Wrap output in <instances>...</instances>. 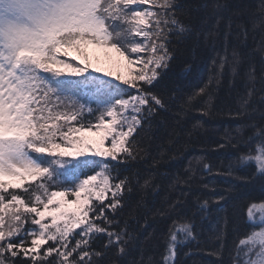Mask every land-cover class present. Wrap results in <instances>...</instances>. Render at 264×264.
Returning a JSON list of instances; mask_svg holds the SVG:
<instances>
[{
    "label": "snow or ice",
    "instance_id": "1",
    "mask_svg": "<svg viewBox=\"0 0 264 264\" xmlns=\"http://www.w3.org/2000/svg\"><path fill=\"white\" fill-rule=\"evenodd\" d=\"M198 7L205 15L194 21L180 0H0V264H185L201 255L264 264V194L249 200L231 248L218 234L217 247L200 251L186 211L194 195L197 214L210 197L226 199L207 180L196 195L197 174L224 173L235 177L230 187L259 183L264 193V0L228 15L220 0ZM208 20L214 27L202 31ZM200 36L219 42L213 76L176 109L172 147L157 159L137 137L183 99L167 70L181 43ZM226 78L244 85L235 107L220 110L227 127L211 149L227 150V166L214 173L205 152L182 173L161 172L182 151L183 116L195 109L193 129L206 124L212 89ZM163 180L174 195L154 209L157 237L139 212Z\"/></svg>",
    "mask_w": 264,
    "mask_h": 264
},
{
    "label": "trees",
    "instance_id": "2",
    "mask_svg": "<svg viewBox=\"0 0 264 264\" xmlns=\"http://www.w3.org/2000/svg\"><path fill=\"white\" fill-rule=\"evenodd\" d=\"M180 2L185 6V10L189 11L194 21L199 20L201 16L205 15L203 10L198 7L204 0H180ZM220 2L228 6L230 11L225 13V15H228L231 11H235L238 5L251 4L254 0H220ZM206 23L207 28L202 27V31H207V29L214 27V21L208 20ZM225 24L226 21L222 22L220 25L221 33L225 30ZM218 43V41L206 39L204 36H200L199 39L192 37L181 43L180 55L167 70L166 80L174 83V86L179 89L178 96L183 99H177L176 108L166 119L161 118L159 122L153 123L151 128L146 127L145 131L141 132L140 136L137 137L140 146L151 156H155L159 159L160 151H165L167 153V150L172 147L169 144V134L173 127H175V111L182 105L184 100H187L188 97L200 87L205 86L210 77L213 76V59L216 57L213 46L215 45L218 47ZM251 43L252 41L249 40L250 45ZM189 67L191 71H187ZM243 90V81L239 78H237L234 83H229V80L226 78L218 86L213 87L212 92L215 110L213 115L208 118V122L198 129H193V125L198 119L197 111L193 109L187 115H184L182 118V126L187 131L192 132L191 142H188L189 136L186 131L179 141V144L183 145L182 151L176 154L174 160L166 159L162 161L164 167H162L160 171H168L172 174L177 172L182 173L189 159L199 157L205 152L207 153V161L214 165V173L217 169L226 167L228 159L225 152L227 150H225V152H213L211 149L214 147L213 141L219 140L227 127L226 117L220 110L224 109L226 111V105L229 103L235 107L234 97L237 93H242ZM256 99L258 100V97ZM258 115L259 113H257V117ZM221 125H225V127H221ZM168 155H172V153H168ZM140 166L144 167L143 164ZM240 175H245V173L242 172ZM205 180L214 184L216 189L225 195L226 199L217 204L215 197H210L211 203L209 205V210L203 214H197V209L194 207L195 195L189 198L186 211H188L189 215L194 216V222L197 226L196 231L199 234V250L206 252L207 250L217 247L218 234L222 240L227 242L228 247L231 248L233 242L241 238L237 234V229L243 231L241 226L245 222L243 217L246 213V205L252 197H259L264 193L261 192L259 183L248 186L240 184L239 186L230 187L235 177H230L227 174L221 173L220 175H216L215 178L197 174L198 182L195 188L201 191H197L196 195L201 194V182ZM161 183L163 188L159 196L154 199L151 194L148 195L146 198L148 202L146 207L139 212L141 216H145L146 214L148 223L152 225L149 231L151 232L156 229L157 237H159L158 229L162 227V225L154 218V209L164 206L167 197L170 194L174 195L168 187V180H163ZM204 194L206 195V193ZM149 209H152V211H149ZM125 218H128L127 212L125 213ZM143 223L144 220H141V224ZM155 244L156 241H152V245L154 246ZM141 245L150 250V246L145 244L142 239ZM185 251H187V249H185ZM193 251H197L194 245ZM133 255L138 256V253H133ZM181 258L183 259V256ZM207 260L208 257L206 255L193 256L188 258L185 264H202V262L207 264Z\"/></svg>",
    "mask_w": 264,
    "mask_h": 264
},
{
    "label": "rangeland",
    "instance_id": "3",
    "mask_svg": "<svg viewBox=\"0 0 264 264\" xmlns=\"http://www.w3.org/2000/svg\"><path fill=\"white\" fill-rule=\"evenodd\" d=\"M99 157H97V159H98ZM101 159V158H100Z\"/></svg>",
    "mask_w": 264,
    "mask_h": 264
}]
</instances>
